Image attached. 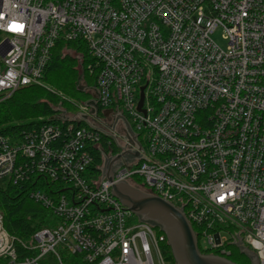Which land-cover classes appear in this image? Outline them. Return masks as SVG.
Listing matches in <instances>:
<instances>
[{
	"label": "built area",
	"instance_id": "obj_1",
	"mask_svg": "<svg viewBox=\"0 0 264 264\" xmlns=\"http://www.w3.org/2000/svg\"><path fill=\"white\" fill-rule=\"evenodd\" d=\"M0 34V102L42 84L58 41L82 40L93 105L118 112L113 130L84 122L63 143L55 125L0 137V180H47L30 197L52 214L25 242L0 212V264H155L154 251L168 264L166 235L112 194L122 181L183 210L199 248L241 246L264 264V0H0ZM124 154L108 181L105 162Z\"/></svg>",
	"mask_w": 264,
	"mask_h": 264
},
{
	"label": "trees",
	"instance_id": "obj_2",
	"mask_svg": "<svg viewBox=\"0 0 264 264\" xmlns=\"http://www.w3.org/2000/svg\"><path fill=\"white\" fill-rule=\"evenodd\" d=\"M90 66H94V59L82 40L58 41L52 49L51 60L46 67L42 84L20 89L9 99L0 102V137H22L24 133L40 131L43 127L55 125L62 129L60 142L63 143L69 135V128L77 130L85 125L84 122L73 119L63 120L59 115L62 109H71V97L91 98L89 93L80 91L76 86L80 76L89 77L95 85L96 73L89 69ZM108 144L107 137H102L104 150L107 153L118 154L117 147L115 145L110 147ZM92 154L94 161L90 173L99 176L102 174L103 158L97 148ZM38 181H44V185H51L47 180L32 177L27 182L18 185L9 183L5 188H0V212L4 216L5 229L12 236L25 242L29 241L37 230L48 226L52 216L49 210L30 197ZM157 229L160 234H164ZM194 230L200 237L199 227L194 225ZM229 249L232 253L228 259L232 262L252 264L251 260L241 253L239 247L230 246ZM162 250L168 264H175L168 242L163 243ZM200 251L206 255L219 254L201 248Z\"/></svg>",
	"mask_w": 264,
	"mask_h": 264
},
{
	"label": "water",
	"instance_id": "obj_3",
	"mask_svg": "<svg viewBox=\"0 0 264 264\" xmlns=\"http://www.w3.org/2000/svg\"><path fill=\"white\" fill-rule=\"evenodd\" d=\"M143 101L144 88L139 110L143 106ZM133 138L137 137L133 135ZM122 156L125 154L114 156L105 162L103 175L108 181L114 182V164ZM134 156H138V153H135ZM112 194L140 220L152 227L159 228L166 235L175 264H236L225 257L202 254L195 230L185 212L171 203L155 195L144 193L123 181L113 185ZM239 247L241 253L246 255L252 264H260L259 258L254 252L248 248Z\"/></svg>",
	"mask_w": 264,
	"mask_h": 264
},
{
	"label": "rangeland",
	"instance_id": "obj_4",
	"mask_svg": "<svg viewBox=\"0 0 264 264\" xmlns=\"http://www.w3.org/2000/svg\"><path fill=\"white\" fill-rule=\"evenodd\" d=\"M5 38L3 34H0V42ZM213 40L223 49L226 48L227 42L223 38V33L220 31L212 36ZM71 54H74V52H70ZM88 78H84L83 76H80L78 81H77V89L80 91L89 93L91 95L90 99H79L77 97H71L70 98V106L71 109H62V113L59 115V118L65 120V119H73V120H82L85 123L88 124H96V125H101L104 124L105 127L112 129L115 126V123L117 122V113H114L111 117L108 116V118L103 115L101 112L97 111L95 106L93 105V99L95 96V91H94V81L92 80L91 82ZM77 108V109H76ZM116 133L118 136H123L126 135V131L124 129L123 123L119 122L116 125ZM120 140V139H119ZM121 142V140H120ZM7 180H0V188H5L7 186ZM139 222V217L135 215L133 223H138ZM202 246L204 248L207 247V244L205 241H202ZM154 261L155 264H159L158 257L154 251Z\"/></svg>",
	"mask_w": 264,
	"mask_h": 264
}]
</instances>
